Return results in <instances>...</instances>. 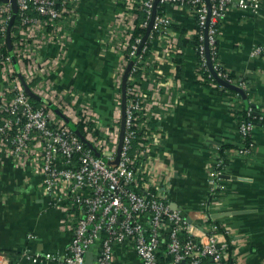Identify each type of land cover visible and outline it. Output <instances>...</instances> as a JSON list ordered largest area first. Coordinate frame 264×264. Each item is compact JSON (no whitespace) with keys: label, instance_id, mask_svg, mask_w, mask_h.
Returning <instances> with one entry per match:
<instances>
[{"label":"crops","instance_id":"0c3cea01","mask_svg":"<svg viewBox=\"0 0 264 264\" xmlns=\"http://www.w3.org/2000/svg\"><path fill=\"white\" fill-rule=\"evenodd\" d=\"M126 9V0H79L77 17L65 15L54 38L39 27L25 28L27 41L45 38L29 58L18 62L24 80L37 94L59 106L73 122L83 111L92 116L100 129L107 128L115 105L117 80L122 74L140 1ZM232 0L217 33L216 63L234 72L244 82L237 84L250 93L249 102L264 113V0H257L258 13L242 10ZM118 7L121 10L118 11ZM172 25L184 28L183 38L191 40L195 30L187 7L166 9ZM32 18L36 15L30 12ZM116 20L129 30L126 37L110 41L107 31ZM126 28H120L122 31ZM1 29V26H0ZM14 26L12 43L19 38ZM175 36L174 51L165 52L163 41L152 39L148 82L141 86L148 94L145 124L147 151L136 163L141 184L162 192L168 203L188 221L208 196L210 175L218 146H235L242 141L238 132L239 95L218 96L201 83L196 70V52L188 42L183 48ZM59 41H58V40ZM118 43V44H117ZM2 43L0 42V46ZM118 45V48L116 47ZM120 45V48H119ZM261 46L259 55H251ZM180 56L179 75L170 55ZM22 75V76H23ZM120 83V82H119ZM120 90V89H119ZM7 82L0 69V100L9 98ZM112 104L106 118L102 111ZM105 121L106 126H102ZM139 122V121H138ZM254 147L250 155L227 151L217 190L210 208L219 227L226 229L232 249L230 264L264 263V123L252 131ZM61 204V202H59ZM70 220L58 205L50 203L41 177L29 163L16 166L9 157L0 158V261L4 264H56L30 259L24 254L63 256L71 240ZM100 239L86 252V264L100 253ZM116 264H140L130 243L115 244Z\"/></svg>","mask_w":264,"mask_h":264},{"label":"built area","instance_id":"2783aa9c","mask_svg":"<svg viewBox=\"0 0 264 264\" xmlns=\"http://www.w3.org/2000/svg\"><path fill=\"white\" fill-rule=\"evenodd\" d=\"M208 1L210 6L204 0H159L158 5L162 4L165 11L163 14H156L147 39L154 36L153 39L163 41L165 52L174 51L176 42L171 28L172 18L166 9L187 7L194 18V33L199 40L198 45L194 46L198 56L196 70L209 71L210 85L216 86L213 81L215 78L207 65L205 43L212 60L217 53L218 24L232 0ZM16 3V15L19 18L17 27L21 31L19 38L12 43V48L17 63L29 58L46 41L45 38L41 42L27 41L26 27L37 26L43 34L48 35L53 32L52 39L59 31V23L65 15L71 18L78 15L79 0H16ZM152 4L153 0H142L138 4L137 8L145 13L146 19L142 24L144 28L150 18ZM134 6V0H126L127 11ZM237 6L254 14L259 10L257 0H238ZM31 11L36 13V18L31 17ZM10 16V4L0 3V31H6ZM120 28L124 29L126 25L118 24L116 20L107 31L110 41L117 35L126 40L129 30L126 28L122 31ZM127 40L128 51L123 59L125 64L133 57L141 37L133 42L131 38ZM2 45L0 69L10 96L0 100V158L9 157L20 167L29 163L33 172L40 175L43 190L50 203L65 211L72 231L63 256L47 253L40 257L24 254L25 257L55 261L56 264H86V252L100 239V253L90 264H116L114 245L123 243L132 245L140 264H230L232 249L227 238L228 231L219 227L210 212L211 205L217 203L213 201V197L219 189L225 165V157L220 153L219 146L207 178L208 196L200 204V209L194 212V220L202 223L200 225L188 221L178 209H173L165 195L152 188L150 183L141 184L142 177L137 173L136 163L147 151L146 136L142 133L146 125L140 120H148L146 103L149 98L141 84L143 81L148 82L147 74L153 62L144 59L146 42L135 58L128 78V81H134V74L140 71L142 82H132L126 88L129 99L125 112V134L116 166H110L106 162L115 157L116 139L114 142L110 140L107 130L99 138L93 136V130L88 131L86 138L101 154L98 157L63 119L53 111H46L44 105H34L20 83L9 54L2 52ZM261 52L262 47L257 46L252 49L251 55H259ZM212 67L219 78L232 83L217 63ZM21 74L23 75L22 72ZM246 116L250 119L240 120L237 129L242 140H250L233 151L243 156L250 155L254 147L252 131L255 125L251 120L254 118L251 108L247 109ZM78 121L96 122L84 111ZM138 131L142 133V140L131 154L132 141ZM224 154L228 156L227 151ZM182 234L185 235L183 239ZM0 264L4 263L0 261Z\"/></svg>","mask_w":264,"mask_h":264},{"label":"trees","instance_id":"16d2710c","mask_svg":"<svg viewBox=\"0 0 264 264\" xmlns=\"http://www.w3.org/2000/svg\"><path fill=\"white\" fill-rule=\"evenodd\" d=\"M121 10V7H118V11ZM165 11V7L160 4L158 5L157 7V14H163ZM32 14L33 15H36V13L34 11H32ZM146 17H145V13H143L142 11H139L138 12V17L135 21V27L133 29V32H132V36H131V42H133L136 38H139V37H142L145 33V28L142 26V24L144 23ZM19 23V18L18 16L16 15L15 17V20H14V23L11 27V32H14V26L17 25ZM219 26V24H218ZM171 28L172 29H175L180 33V36H179V46L181 48H183V46H185L188 42H191V44H193V46H196L198 45L199 43V40H198V36L196 35V33L193 34V37L192 39L189 41L187 39H184L182 36H183V31L185 30L184 28H179L178 26H173L171 25ZM153 37L151 39H147L146 41V45H147V51L145 52L144 54V59L147 60L149 58V54H150V48L152 46V42H153ZM11 40H13V37H11ZM0 42L3 43L2 47H1V50L2 52L5 54V55H8V52H7V48H6V43H5V31H0ZM216 47H217V40H216ZM217 50V48H216ZM196 56H197V53H196ZM170 59L172 62L175 63L176 65V75L178 76L179 75V64H180V56L179 54H177L176 52H172V54L170 55ZM196 63H198V56L196 58ZM212 65H214L217 61V53L213 56L212 58ZM221 68V71L226 73L228 78L231 80L232 84L234 85H237L239 83H242L244 82V79H239V76H237L234 72H227L224 68L220 67ZM199 74V77H200V80H201V83H203L205 86H207L213 93H215L216 95L218 96H228V95H236L239 97V94L235 91V90H232V89H228V88H223V87H220L219 83L217 82V80H213L214 83H216V86H212L210 85V79L208 77V74H209V71H205V70H201L200 72H198ZM134 81L132 82H138V83H141L142 81L140 80V71L136 72L134 74ZM130 80L128 81V85L132 83ZM244 91V90H243ZM245 95H246V101L244 100H241V104H242V108L237 110L236 112V115L238 117V122L242 119H250L249 117L246 116V111L248 108H251L252 111H253V115H254V118L251 119L252 120V123L254 125H257L259 123H264V113L263 111H261V109L248 101V99L250 98V93H247L246 91H244ZM126 99L128 101L129 97L126 96ZM34 105L36 106H42L44 105L45 106V110H51V107L45 105V104H42L40 102H36L34 100H32ZM260 116H262V118H259ZM252 118V116H251ZM74 124V128L78 129L83 135H87V132L90 131V130H93V134L94 135H99V126H97L95 123L93 122H88V123H82V121H77V122H73ZM69 127V126H68ZM86 127V129H85ZM70 128V127H69ZM72 131L73 129L70 128ZM74 132V131H73ZM142 133L141 132H137L136 133V138L132 141V150H131V154H133L137 148V143L140 142L142 139H140ZM250 139H246V140H242L241 143L239 145H235V146H225V145H221L219 146V149H220V153L222 155H224L225 157V164H226V161H227V155L224 154V152L226 151H234L236 148L244 145V143H246L247 141H249ZM182 239L185 237L184 234L181 235ZM231 248V246H230Z\"/></svg>","mask_w":264,"mask_h":264},{"label":"water","instance_id":"95a60500","mask_svg":"<svg viewBox=\"0 0 264 264\" xmlns=\"http://www.w3.org/2000/svg\"><path fill=\"white\" fill-rule=\"evenodd\" d=\"M206 2V4L208 6H210V3L208 0H204ZM0 3L2 4H10L11 6V16L8 20L7 26H6V31H5V41H6V48H7V52L12 60V64L13 67L19 77L20 83L24 88V91L26 92V94L34 101L36 102H40L42 104H45L49 107H51V111H53L57 116H59L61 119H63L65 121V123L73 129L74 133L77 135V137L88 147L90 148L93 153L100 157L101 154L98 152V150L95 148V146L92 144L91 141H89L85 135H83L78 129L74 128V124L73 121L71 119H69L65 113L59 109L57 106L53 105L51 103V101H49L48 99H46L45 97L37 94L36 92H34L31 87L29 86V84H27L20 72V68L19 65L15 59V56L13 54V48H12V40H11V27L14 23L16 14H17V10H18V6L16 3V0H0ZM159 0H153V4H152V9H151V14H150V18L147 22V25L145 27V33L144 35L141 37V40L139 42V45L133 55L132 58L129 59V61L126 63L121 78H120V119H119V126H118V135H117V145H116V152H115V157L113 159L110 160H106L107 164L110 166H116L117 162L119 161L120 158V152H121V147H122V143H123V138H124V134H125V112H126V104H127V99H126V88L128 85V78H129V74H130V70L131 67L134 63L135 58L138 56L142 46L144 45V43L146 42L149 33L152 29V25L154 22V18L157 14V6H158ZM206 45V60H207V65L208 68L210 70V72L212 73V75L214 76V78L217 80V82L221 85H223L225 88L228 89H232L235 90L244 101H246V95L244 93V91L232 84V83H228L226 81H224L223 79L219 78L216 74V72L214 71L213 67H212V62L209 56V51H208V47L207 44ZM174 209V207H172ZM181 264H185L184 262H182Z\"/></svg>","mask_w":264,"mask_h":264},{"label":"rangeland","instance_id":"374dc122","mask_svg":"<svg viewBox=\"0 0 264 264\" xmlns=\"http://www.w3.org/2000/svg\"><path fill=\"white\" fill-rule=\"evenodd\" d=\"M169 10V9H168ZM125 63L123 64V66L121 67V70L123 72V69L125 67ZM122 75L121 74V71H120V74L119 76ZM121 78V77H120ZM120 79L119 81L117 80V91L115 93V105H114V108H113V114H112V118H111V121L109 122V125L105 122V121H102L103 124H101L103 127L106 126L105 124H107V128L105 127V129H100L99 130V135H94L93 136H96V137H100V135H104L105 131L107 130L108 131V138L110 140H112L113 142L117 141V133H118V126H119V119H120ZM113 105L112 104H109L108 106H106L102 111L106 112V118H108V115L109 113L111 114V109H112ZM59 109H61L59 106H58ZM48 111H51V110H48ZM52 112V111H51ZM108 114V115H107ZM80 118L79 115H77V117L75 118L74 121H78V119ZM112 142V143H113Z\"/></svg>","mask_w":264,"mask_h":264}]
</instances>
